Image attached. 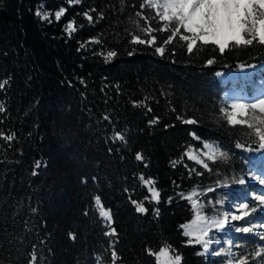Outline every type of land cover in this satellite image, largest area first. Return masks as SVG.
<instances>
[{"label": "trees", "instance_id": "obj_1", "mask_svg": "<svg viewBox=\"0 0 264 264\" xmlns=\"http://www.w3.org/2000/svg\"><path fill=\"white\" fill-rule=\"evenodd\" d=\"M142 2L0 0V83L8 81L0 88V131L14 134L12 141L0 137V264H29L33 250L37 264H112V247L116 264H155L146 249L165 242L181 264L212 259L202 245L186 243L181 225L195 215L186 197L209 188L217 167L210 161L205 169L186 152L209 141L234 158L251 159L257 137L228 124L223 98L234 84L217 73L264 63V46H230L221 54L209 44L189 53L177 38L160 55L131 42L132 35H148L141 28L163 26L154 10L139 8ZM60 8L66 11L57 21ZM156 35L160 46L168 33ZM112 50L118 55L106 62L101 53ZM189 119L196 123L183 122ZM114 131L125 141H114ZM37 160L45 166L33 175ZM141 174L156 181L159 203ZM97 195L112 210L116 237L104 235L109 222L99 215ZM131 200L144 201L148 212H136Z\"/></svg>", "mask_w": 264, "mask_h": 264}, {"label": "snow or ice", "instance_id": "obj_2", "mask_svg": "<svg viewBox=\"0 0 264 264\" xmlns=\"http://www.w3.org/2000/svg\"><path fill=\"white\" fill-rule=\"evenodd\" d=\"M80 0H68L69 4L79 3ZM150 8L155 11V17L159 21L163 22L162 27L152 28L151 25L140 29L141 32L148 34L145 38H141L139 35H132L131 42L134 44H148L155 47L156 53L163 55L165 52V46L173 43L177 38L180 41L185 42L187 51L192 53L200 45L207 46L209 44L218 47L219 52L223 54L230 46H251L254 43H258L264 46V0H143L139 4L140 9ZM65 9L60 8L55 12V19L59 21L65 14ZM36 15L41 20H50L49 13H42L40 10L36 12ZM87 20L91 23L93 16L88 12L83 13ZM138 16L143 19H147L143 12H138ZM65 31L71 35L76 31V25L74 20H70L66 26ZM164 32L168 33L167 37L160 42V46L157 44L156 33ZM94 43H99L97 38H92ZM83 47V45H81ZM104 56L105 61H110L118 55L114 50L106 53H101ZM129 55H132L130 52ZM215 62L214 59H208L207 64L211 65ZM8 83L5 80L0 83V88H3ZM83 83V80H81ZM134 106H141L133 101ZM232 112L226 114V119L230 125H243L252 130V134L257 137L259 147L264 149V99H257L255 103L245 104L243 102H236L231 105ZM249 109L253 110V114L249 116ZM5 111L3 105H0V112ZM151 111V109H149ZM259 113L258 115L256 113ZM108 119L107 116L104 117ZM179 119V117H178ZM159 118L156 117L149 121V124L158 123ZM186 124H195L196 121L189 119L183 121ZM167 127V125H166ZM195 139L199 140L200 137L192 133ZM0 137H3L6 141H12L14 134L6 135L0 131ZM114 141H125V135L120 131H114L112 137ZM241 147V145H237ZM203 148L206 151L203 155L207 157L209 161L217 162L218 160H227L228 152L221 150V148L209 141H204ZM111 151V149H109ZM189 159L195 160L197 163L203 165L205 169L209 168L208 163L199 156L193 154L191 151L186 153ZM135 159L137 161H143L144 156L141 152L135 153ZM41 166H45V162L37 160L34 163L33 175H36V170ZM175 166V162H173ZM191 174V173H190ZM140 181L145 186H148V191L151 193V199L159 203L160 192L155 188L156 181L151 177L145 178L143 174L139 177ZM260 184H264V179L257 177ZM238 183L244 184L245 180L241 178ZM212 189H208L211 191ZM197 195L196 189L188 194L186 199L191 201L192 208L195 210L194 218L191 222L181 225L183 229V235L187 237L186 243L202 245L204 250L207 251L211 241L208 239L209 233L213 228H223L228 216L223 218L208 217L202 214V205L194 199ZM147 199V197L145 198ZM171 199V198H169ZM95 204L98 207L100 217L105 218L109 222V231L105 232V236L116 237L117 230L111 226L113 219L112 210L105 208L102 204L101 197L99 195L94 197ZM260 205H264V195L256 197ZM131 203L135 205V211L138 213H146L148 209L144 206V201L131 200ZM240 215H233L232 220H244L249 216L248 205L240 204ZM35 211V209H33ZM255 212L256 209L251 210ZM86 214V213H85ZM156 216L160 215L159 208L154 210ZM258 227H264L260 225ZM239 231L244 233H251L254 228L243 227ZM71 239H76L75 233H69ZM264 239V238H262ZM224 249L221 248L217 255L224 253ZM149 256L155 258V264H181L182 256L172 248L170 244L165 242L164 246L154 251L152 248L146 249ZM264 254V247H261L259 251L255 252L256 257H262ZM112 264H116L119 259L118 253L114 247L110 252ZM29 264H37V253L35 250L30 254ZM228 264H233L232 260L228 261ZM235 264H248V258L241 256L235 260Z\"/></svg>", "mask_w": 264, "mask_h": 264}, {"label": "rangeland", "instance_id": "obj_3", "mask_svg": "<svg viewBox=\"0 0 264 264\" xmlns=\"http://www.w3.org/2000/svg\"><path fill=\"white\" fill-rule=\"evenodd\" d=\"M217 76L226 83L234 84L223 98L225 114L232 112L233 103L251 104L257 99H264V63L254 67L239 66L235 71H220ZM248 111L251 116L253 110ZM203 143L200 148L190 147L186 153L191 151L208 163L210 161L203 155L206 151ZM251 153V161L228 155L226 161L214 162L217 172L211 182L212 185L205 191L196 190L197 195L194 199L202 205L203 215L218 218L228 216L223 228H213L209 233L208 239L211 243L206 252L212 259L208 264H228L229 260L235 264V260L241 256L248 258V264H264V258L255 256V252L264 247L262 239L264 227H258L264 225V205H260L256 200L257 196L264 195V184H260L257 179V177L264 179V149L259 147ZM241 178L245 180L244 184L238 183ZM240 204L248 205L249 216L244 220H232L233 215H240ZM253 208L256 209L255 212L251 211ZM243 227L254 228V231L251 233L239 231ZM221 248L225 250L224 253L217 255Z\"/></svg>", "mask_w": 264, "mask_h": 264}]
</instances>
